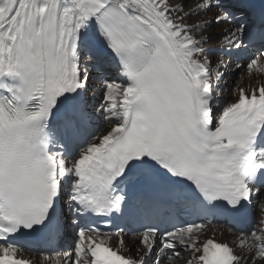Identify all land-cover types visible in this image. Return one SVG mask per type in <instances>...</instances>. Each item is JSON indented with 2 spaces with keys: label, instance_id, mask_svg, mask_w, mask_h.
<instances>
[{
  "label": "snow or ice",
  "instance_id": "6c2138e0",
  "mask_svg": "<svg viewBox=\"0 0 264 264\" xmlns=\"http://www.w3.org/2000/svg\"><path fill=\"white\" fill-rule=\"evenodd\" d=\"M0 264H264V0H0Z\"/></svg>",
  "mask_w": 264,
  "mask_h": 264
},
{
  "label": "bare ground",
  "instance_id": "6f19581e",
  "mask_svg": "<svg viewBox=\"0 0 264 264\" xmlns=\"http://www.w3.org/2000/svg\"><path fill=\"white\" fill-rule=\"evenodd\" d=\"M227 87V86H226Z\"/></svg>",
  "mask_w": 264,
  "mask_h": 264
}]
</instances>
